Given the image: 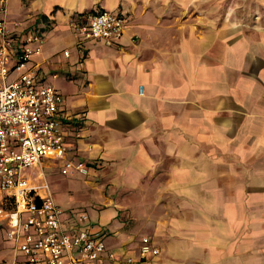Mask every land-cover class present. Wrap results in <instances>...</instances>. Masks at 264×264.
Here are the masks:
<instances>
[{
    "label": "crops",
    "instance_id": "1",
    "mask_svg": "<svg viewBox=\"0 0 264 264\" xmlns=\"http://www.w3.org/2000/svg\"><path fill=\"white\" fill-rule=\"evenodd\" d=\"M255 1L260 11L235 21L212 0H8L9 37L42 38L29 65L37 85L62 95L65 158L88 173L94 217L56 202L61 162L22 171L47 184L65 231L99 234L118 259L137 260L146 237L158 254L138 264H264V0ZM99 10L125 19L112 45L73 29ZM248 191L262 212L253 243ZM6 230L0 219V264L12 259Z\"/></svg>",
    "mask_w": 264,
    "mask_h": 264
},
{
    "label": "built area",
    "instance_id": "2",
    "mask_svg": "<svg viewBox=\"0 0 264 264\" xmlns=\"http://www.w3.org/2000/svg\"><path fill=\"white\" fill-rule=\"evenodd\" d=\"M7 2L0 0V219L7 221L6 238L12 241L13 253L4 264H39L42 256L47 264H103L104 256L110 264H138L148 255H157L158 250L146 237L141 239L136 260L118 259L106 252L101 236L88 229L68 233L60 221L62 210L47 184L33 185L23 177L25 168L39 165L44 159L61 162V170L71 174L85 173L86 169L65 158V130L58 116L62 95L51 86L37 85L35 67L29 65L42 38L33 31L20 41L9 37ZM125 27L122 16L99 10L73 29L85 39L112 45ZM11 73L15 78L9 79ZM86 219L84 214L78 216L79 221ZM18 256L23 260L19 261Z\"/></svg>",
    "mask_w": 264,
    "mask_h": 264
},
{
    "label": "rangeland",
    "instance_id": "3",
    "mask_svg": "<svg viewBox=\"0 0 264 264\" xmlns=\"http://www.w3.org/2000/svg\"><path fill=\"white\" fill-rule=\"evenodd\" d=\"M212 3L215 9L218 10L217 12L219 14H216L217 16L220 17V14L225 11V14L229 13V17L235 21H244L245 19L252 18L255 12L260 11L259 8H257L255 0H212ZM9 64L12 65L13 61L11 60ZM58 168L56 173L60 177H58L57 181L52 183L56 202L61 207H82V211L85 213L87 211L91 217H94V208L89 206L93 204L89 199L85 198L90 192V188L86 185L83 177L88 176L87 170L85 173L73 172L71 174L63 172L60 166ZM67 189H70L71 192H66ZM251 195L252 194L248 191L247 235L249 243H253V240H250V238L252 237L253 239L255 226H257V224L255 225V216L262 213L258 212V208L254 205V197H251ZM250 198L252 199L249 200Z\"/></svg>",
    "mask_w": 264,
    "mask_h": 264
}]
</instances>
